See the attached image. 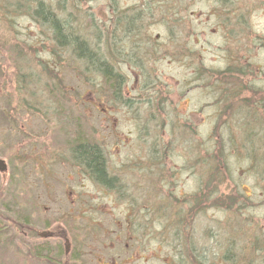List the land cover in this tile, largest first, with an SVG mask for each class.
<instances>
[{
    "label": "rangeland",
    "instance_id": "obj_1",
    "mask_svg": "<svg viewBox=\"0 0 264 264\" xmlns=\"http://www.w3.org/2000/svg\"><path fill=\"white\" fill-rule=\"evenodd\" d=\"M43 1L124 83L0 0V264H264V0ZM79 132L115 188L73 159Z\"/></svg>",
    "mask_w": 264,
    "mask_h": 264
},
{
    "label": "trees",
    "instance_id": "obj_2",
    "mask_svg": "<svg viewBox=\"0 0 264 264\" xmlns=\"http://www.w3.org/2000/svg\"><path fill=\"white\" fill-rule=\"evenodd\" d=\"M26 1L28 3H31L32 5V8H30L31 16L34 20H36L37 23L46 27L48 35L53 41L54 46L60 50L69 51L76 59L83 63L84 70H91L93 72H96L97 74H100L104 78L105 83L108 84L109 89L112 90L113 98L116 100H120V89L122 84L124 83V78L118 71L115 70L114 64L105 54H103L104 52L101 51V48H99L98 44L95 46L91 42L86 40L85 37L79 34V31L71 26V22L68 18H66L65 15V18L58 16L53 10H51L48 5L44 3L43 0ZM147 8L145 10L146 13L149 12ZM139 11H144V8L140 7L137 12H133L129 17L124 18L123 16L122 18L123 28H126L128 26L132 27L130 29V33L136 30L135 26L137 22L140 21V16L142 15ZM235 99L237 98H232L228 101H233ZM123 103H126V101H123ZM238 107L241 109L240 113L243 114L244 103L240 101V103H238ZM224 121L225 119L220 123L219 121H217L215 127H218V124H221ZM242 122L244 124L249 123L247 120H242ZM244 128L246 129L247 126L245 125L243 129ZM72 141L73 142L71 144V148L73 159L82 164L85 167V171H87L88 174H90L98 182L106 184L108 186H113L115 188V184H113L115 183L113 182L114 180L106 179L105 177V174L107 173L105 171L103 157L99 152L98 147L94 143H92L91 139L83 135V133L79 132L78 134H76L75 138L72 139ZM251 149L252 150L250 151L252 152L248 154L253 160L256 161L255 158L257 156L254 153V146H251ZM262 157H264V154ZM209 159L213 162L212 165L214 164L213 171H216V174L219 173L220 168H218V165L220 166L221 164H223L225 159L222 153L221 145L218 152H214L212 155H210ZM217 176L211 177L210 175V177L215 180L212 181L213 184H218V182H221V180H219ZM226 198H229V196H226Z\"/></svg>",
    "mask_w": 264,
    "mask_h": 264
},
{
    "label": "water",
    "instance_id": "obj_3",
    "mask_svg": "<svg viewBox=\"0 0 264 264\" xmlns=\"http://www.w3.org/2000/svg\"><path fill=\"white\" fill-rule=\"evenodd\" d=\"M5 169H6V164L4 163L2 159H0V170L3 171Z\"/></svg>",
    "mask_w": 264,
    "mask_h": 264
}]
</instances>
